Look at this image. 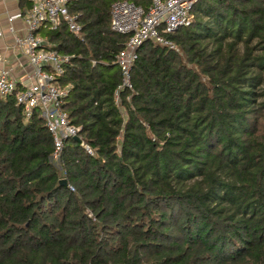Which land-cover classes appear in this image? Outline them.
Here are the masks:
<instances>
[{"label":"trees","instance_id":"1","mask_svg":"<svg viewBox=\"0 0 264 264\" xmlns=\"http://www.w3.org/2000/svg\"><path fill=\"white\" fill-rule=\"evenodd\" d=\"M113 1L71 3L78 36L38 31L69 55L79 141L56 163L38 110L0 97V264H264V0H197L175 49L137 47L118 103Z\"/></svg>","mask_w":264,"mask_h":264},{"label":"built area","instance_id":"2","mask_svg":"<svg viewBox=\"0 0 264 264\" xmlns=\"http://www.w3.org/2000/svg\"><path fill=\"white\" fill-rule=\"evenodd\" d=\"M74 1L32 0L28 10L20 16L24 23V34L14 35L12 47L21 53L30 67L25 81H18L14 77L12 68L4 64L0 54V97L13 96L25 116L33 109L38 110L52 138L51 158L58 156L66 138L77 135L78 127L70 123L61 108L68 86L60 87L55 80L57 75L63 73L69 55L47 48L45 39L38 31L55 30L63 24L67 31L78 36L80 27L76 15L68 10ZM196 1L149 0L146 8L126 0H115L110 4V30L126 35L122 49L115 56L120 74L119 84L113 91L115 103H118L120 90H132L129 70L137 47L146 40H152L175 49L173 42L165 35L189 25L192 18L190 9ZM83 147L90 152L86 145Z\"/></svg>","mask_w":264,"mask_h":264},{"label":"crops","instance_id":"3","mask_svg":"<svg viewBox=\"0 0 264 264\" xmlns=\"http://www.w3.org/2000/svg\"><path fill=\"white\" fill-rule=\"evenodd\" d=\"M31 1L0 0V54L4 64L12 68L14 77L21 82L29 76L30 67L21 53L12 47V43L14 35L24 34V23L20 16L28 10Z\"/></svg>","mask_w":264,"mask_h":264},{"label":"water","instance_id":"4","mask_svg":"<svg viewBox=\"0 0 264 264\" xmlns=\"http://www.w3.org/2000/svg\"><path fill=\"white\" fill-rule=\"evenodd\" d=\"M72 139L75 140V141H79V137L77 135L75 136H72ZM59 184H62L64 185L65 184V180L62 178V179H59Z\"/></svg>","mask_w":264,"mask_h":264},{"label":"rangeland","instance_id":"5","mask_svg":"<svg viewBox=\"0 0 264 264\" xmlns=\"http://www.w3.org/2000/svg\"><path fill=\"white\" fill-rule=\"evenodd\" d=\"M57 157L52 158L53 162L56 163Z\"/></svg>","mask_w":264,"mask_h":264}]
</instances>
